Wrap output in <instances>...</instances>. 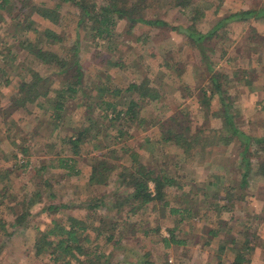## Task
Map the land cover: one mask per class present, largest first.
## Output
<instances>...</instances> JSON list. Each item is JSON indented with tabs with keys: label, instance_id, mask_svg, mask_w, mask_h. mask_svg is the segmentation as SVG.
I'll return each mask as SVG.
<instances>
[{
	"label": "rangeland",
	"instance_id": "obj_1",
	"mask_svg": "<svg viewBox=\"0 0 264 264\" xmlns=\"http://www.w3.org/2000/svg\"><path fill=\"white\" fill-rule=\"evenodd\" d=\"M31 1L36 5L50 8L59 4L58 11L63 16L60 26H54L38 15H32L30 19L40 30L49 29L63 36L64 41L62 40L61 43L43 45L42 47L47 51L64 55L75 41H79L83 83L87 88L84 87V89L88 92L86 94L89 99L91 98L89 101L92 104L95 105L96 100L93 99L94 91L90 89L92 90L95 86L106 85L111 89L123 90L133 82L141 83L145 76L144 67L142 65H138L139 68L130 67L135 56L141 53L146 67L149 68V71L147 68L145 70L148 71L147 77L152 82H157L156 86H159L160 81L170 86L161 91L165 97L160 104L154 103L144 107L142 112L146 116L153 117L156 121L161 119V122L167 116L186 114L193 127L192 130L195 127L201 130L205 122L207 129H220L223 119L216 118L214 115L221 109L217 97L212 99L209 108H201L198 102L201 91L211 88L210 77L219 74L223 90H226L232 110L236 112L234 121L239 136L231 142L230 146L216 147L211 154L202 156V162L198 163L196 158L193 162L187 163L189 166H186L182 159V149L174 144L158 142L160 133L158 125L153 128L150 125L138 127L135 124L124 123L123 119L109 123L102 118L100 111L94 109L92 117L95 118V125L82 139L79 155L75 157L78 162L77 169L82 171L81 176L63 178L65 172L49 168V161L54 159L57 153L59 154L58 150L62 146L58 137L65 134L71 135L67 128L80 131L84 129L83 126L90 125L84 116L85 109L83 110L80 106V103H84L87 98L82 100V95L79 93V99L66 104L65 111L62 113L65 115V122L63 119L61 130H51L48 126L50 118L53 117V111L43 110L50 107L48 103L43 104L42 99L25 108L6 111L9 101L13 100L18 91L20 81L29 78L30 74L24 69L25 66L46 78L54 89L62 86V76L57 74L55 68L36 65L37 61L19 47L20 44H26L32 39L33 34L24 32L17 34L15 40L0 44V68L5 69L8 74L5 77L8 85H0L2 109L0 111V181L5 180L2 187L11 191L9 194L13 193L16 196V203L31 195L38 205L31 209L32 214L27 218L28 226L12 227V230L17 229V232L11 237L0 235V264H48L44 260L35 258L31 251L37 238L36 223L39 222V228L43 229L45 218V216L36 218L34 216L44 205L51 203L52 198H49L48 192L54 191L57 196L54 202L68 204L57 214L58 219L61 218L60 215L67 217L70 213L85 217V210H80L77 206L80 199L90 195L106 196V202L112 203L109 200L123 199L131 193L117 175L110 178L106 187L100 188L87 184L98 151L104 154L110 150L116 151L117 154L113 156L109 153L104 160L115 167H118L117 165L129 167L132 152L139 156L140 162L158 166V168L162 165L166 173L182 178L183 189L178 191L171 189L172 192L168 197L171 205L176 206L174 203L177 197L179 201L182 199L181 193L185 195L189 204L197 205V212H193L194 217H191V225L190 222H184L181 226H177L175 232L177 239L187 241L186 247L165 248L161 238L153 237L150 231L144 237L143 230L137 228L134 237L131 233H127L126 239L121 236L123 241L121 246H118L119 250L111 255V264H217V256L220 255L218 250L220 251L221 246L226 245V249L227 247L229 249L231 238L241 243L246 237L250 238V235H253L252 243L255 247L250 253L249 264H264L262 247L264 143L258 144L255 141V139H264V19L226 24L214 34L212 39L205 42V52L192 45L184 35L166 28L142 25L133 28L131 33L127 34L128 24L125 20L117 22L115 35L109 41L98 37L85 39V31L77 25L79 11L70 2ZM211 1V7L198 25V31L202 34L210 32L221 18L230 14L246 10H264V0ZM166 9L167 7H164L161 11L156 6L149 13L153 15L160 13V18L171 27L189 26L183 12L175 8ZM9 25L10 23H0L1 37H4V33L13 34L14 28ZM7 46L11 47L12 55L9 57L4 51ZM153 52L157 53L156 57L150 56ZM166 54H169V65L173 69L162 65ZM118 60L122 61L125 67L111 68L109 64ZM181 68L184 71L179 77ZM160 72H163L164 76H161L163 74ZM247 82L250 83L249 88ZM183 85H188L187 92L184 91ZM108 96L111 98L113 94L107 95L105 99H110ZM115 102L119 105L118 109H121L126 100L116 98ZM41 105L45 108H41ZM97 127L101 129V136L94 137L98 131ZM119 132H122L121 136ZM145 137L150 138L152 142H145ZM115 139H118L117 143L114 142ZM54 142L57 143L56 148L51 147ZM244 145L248 146L246 153L243 151ZM17 146L26 147L29 151V164L26 169L19 167L22 165L23 157ZM60 156L65 157L61 153ZM243 157L247 160L245 163L242 162ZM5 174L7 177H4ZM213 176L222 178L218 180L220 183L218 188L210 185ZM241 180L244 181V185L240 187ZM47 183L48 185H45ZM150 188L153 189L152 184ZM38 198L42 201H38ZM7 201L6 198L4 203L6 204ZM221 207H224L223 212L215 211ZM20 208L17 204L14 210L19 214ZM96 214L109 221L116 219V211L112 205L97 208ZM142 214V212L136 215L124 213L122 217L125 216L130 219V222L138 223ZM7 218L5 221L8 224L10 217ZM49 218L48 220L51 219ZM149 219L158 220L161 227L160 236L163 237H168L167 229L176 225L175 218L169 217L167 212L152 216L149 214ZM91 221L90 223H93V220ZM107 227L109 229L106 234L110 235L112 227ZM119 230L115 232V240L120 237ZM212 232H216L217 236L212 237ZM91 235L92 238L95 237L93 233ZM96 245L97 247L102 245L101 239L100 244L96 243ZM111 247L112 245L109 244L102 250L109 253L112 251ZM224 257L228 264L233 258V252L227 251Z\"/></svg>",
	"mask_w": 264,
	"mask_h": 264
},
{
	"label": "trees",
	"instance_id": "obj_2",
	"mask_svg": "<svg viewBox=\"0 0 264 264\" xmlns=\"http://www.w3.org/2000/svg\"><path fill=\"white\" fill-rule=\"evenodd\" d=\"M61 1L70 2L78 9L79 19L77 25L79 27L81 26L82 30L85 31V37L83 36L85 39L98 37L109 41L111 37L115 35L117 22L125 20L128 24L127 34L131 33L133 28L142 25L152 28H166L184 35L192 45L197 47L200 51L203 50L205 52V42L212 39L214 34L226 24L233 22L243 23L250 19H264V10L241 11L221 18L210 32L202 34L198 31V25L204 19L207 10L211 7V0ZM156 6H158L161 11L164 7H167L166 10L175 8L183 12L187 17L189 26L186 28L171 27L160 18V13L155 15L149 13L151 10H154ZM58 7L59 4L53 8L45 7L44 5H36L31 0H0V23H10L9 26L14 28L13 34L4 33V37L0 36V44L3 45L4 42L15 40L17 34L23 32L32 33L33 38L27 41L26 44H20L19 47L37 61L36 65L53 67L57 74L62 76V86L54 89L46 78L41 77L39 73L37 74L32 68L25 66L24 69L28 70L30 74L29 78L20 81L18 91L13 100L9 101L6 111L25 108L42 99V103H48L50 107H46V109L43 110L53 111V117L50 118V120L48 119V126L51 127V130H61L63 127V119L65 122V115H62V113L65 111L66 104L79 99V93L82 95V100L87 98L84 103H80V106L83 110L85 109L86 114L84 116L86 117L87 123L89 122L90 125L83 126L84 129H80V131H78V129L67 128L68 131L71 132V135L65 134L62 137H58L62 142V146L58 150L59 154L57 153L54 159L49 161V168L60 169L65 172V174L63 173V178L81 176L82 171L81 169H77L78 162L77 159L75 160V157L79 155L82 139L89 134V129L95 125V118L92 117V115H94V109L100 111L103 116L102 118L109 123L123 119L124 123L135 124L138 127L150 125L151 128H153L158 125V131L160 132L158 142L163 144H174L182 149V159L186 166H189L187 163L193 162L196 158L198 159V163L202 162V156L211 154L216 147L230 146L231 142L239 136V131L234 121L236 112L232 110V104L226 95V90H223L224 88L219 74L210 77L211 88L201 91L202 93L198 102L201 108H209L212 99L217 97L221 109L214 115L216 118L220 117L223 119V124L220 129H207V124L205 122L201 130L196 127L192 130L193 127L190 124V120L187 119L186 114H176L174 117L172 115L167 116V118H164L161 122V119L156 121L153 117L150 118L146 116L142 112L144 107L154 103L160 104L161 100L165 97L161 91L170 86L163 81H160L159 86H156L157 82H152L151 79L147 77L149 68L146 67L141 53L137 54L132 62L130 61L132 64L130 67L139 68L140 65L144 67L143 72H145V76L141 83L133 82L123 90L116 88L111 89V87L106 85L95 86L92 90L90 89V91H94L95 95L93 99L96 100L95 105L92 104L89 101L91 98L89 99L86 94L88 92L84 89L85 85L83 83V73L79 59V41H75V44L70 47L64 55L47 51L42 47L43 45L61 43L64 39L63 36L49 29L40 30L36 26V23L30 19L32 15H38L42 20L54 26H60L63 16L59 13ZM10 48L11 47L8 46L4 48L8 57L12 55ZM150 56L156 57L157 53L153 52ZM120 60L109 64L110 67L119 66L120 68H124L125 64ZM162 65L165 68L173 69V67L169 65V54H166L164 57ZM146 68L148 71H145ZM183 71L184 70L181 68L178 74L179 77L182 76ZM160 74L164 76L163 72H160ZM6 76H8L6 70L0 68V85H8V80L5 78ZM246 84L249 88L250 83L247 82ZM183 89L187 92L189 89L188 85H183ZM170 91H172V89ZM109 94H113V96L111 98L108 96L110 99H105ZM116 98H124V100H126V103L122 105L121 109H118L119 105L115 102ZM41 108L45 107L41 105ZM0 111H2L1 106ZM97 128L98 131L95 133L94 137L101 136V129L99 127ZM119 135L121 136L122 132H119ZM117 140L118 139H115L114 142L117 143ZM150 141L152 142L150 138L145 137V142ZM255 141L258 144L264 143V139H255ZM51 147L56 148L57 143H52ZM17 148H19L23 157L22 165H19V167L26 169L29 164V151L26 147L17 146ZM247 150L248 146L244 145V153H246ZM60 153L65 157L60 156ZM109 153L113 156L117 154L114 150H110L104 154L98 151L95 165L92 166L88 176V186L106 187L110 178L117 175V177L123 181L124 187L131 190V193L123 199L115 198L114 201L109 200V202L112 203L106 202V196L90 195V197L80 199L79 206H77L78 209L85 210V217L70 213L67 217L60 215L61 218L58 219L56 218L57 214L65 209L68 204L65 205L60 201L54 202L57 196H55L54 191H52V193L48 192L49 198H52L50 199L51 203L44 205L34 216L35 218L45 216L44 224L42 225L44 228H39V222L36 223L35 227L37 238L31 248L35 258L44 260V262L48 264H111V255L119 250L118 246H121V242L123 241V237L121 238V236L125 238L127 237V233H131L134 237L137 228L138 230H143L142 234L144 237L147 236L150 231L153 233V237L157 236L161 238V242L165 248H181L188 245L185 239H177L175 232L177 226H181L184 222H190L191 225V217H194L193 212H197V205L189 204L183 193H181L182 195L180 197H182V199H180V201L177 197L174 203L176 206H172L171 200L168 198L170 196L169 194L172 192L171 189L176 191L183 189L181 183L182 178L171 175V173H166L162 165H160L161 168H158V166L154 167L147 163L140 162L139 156L133 152L131 153V165L129 167L121 165H117L118 167L112 166L107 160H104ZM43 157L45 156L43 155ZM246 161V158L243 157L242 162L245 163ZM4 177H7L6 174ZM55 177L61 178L59 176ZM218 180H222V178L213 176L210 185L214 186V188H218L220 185ZM4 181L5 180L0 181V235L11 237L17 232V229L13 231L12 227L20 228L28 226L27 218L31 216V209L38 205V202L33 199L31 195H28L22 198L19 203H16V196L13 193L9 194L11 191L2 187ZM150 184L153 186L152 190ZM45 185H48V183ZM243 185L244 181L241 180L240 187ZM216 193L219 195L218 191H216ZM217 195L215 196L218 197ZM91 196H93V198H91ZM6 198L8 201L5 204ZM226 200L229 201V199ZM38 201L42 200L38 198ZM17 204L21 207L19 209V214L18 211L14 210ZM109 205H112L116 211L115 221H109L96 214L97 208L107 207ZM223 209L224 207H221L219 210L215 211L221 213ZM141 212L143 214L138 223L130 222V219L125 216L122 217L124 213L136 215ZM165 212L169 214V217L175 218L176 224L175 227L167 229L168 237L160 236L161 227L158 220L149 219V214L152 216L156 213L161 214ZM7 217H10V223L8 224L5 221L8 219ZM48 218L50 220H48ZM91 220H93V223H90L92 222ZM107 226L112 227V233H110V235L106 234V231L109 229ZM118 229H120V237L115 240V232ZM91 233L95 235L94 238H92ZM211 236L216 237L217 233L212 232ZM100 239L102 245L97 247L98 245H96V243L100 244ZM252 239L253 235H250V238L246 237L243 242L240 243L235 238H231L229 249L228 247L226 249V245H223L220 251L218 250L220 255L217 256V264H226L227 260L224 255L227 251L233 252V258L228 264H249L250 253L253 252L255 247L252 243ZM109 244L112 245L110 248L112 251L106 253L102 249H105V246ZM262 247L264 250V239Z\"/></svg>",
	"mask_w": 264,
	"mask_h": 264
}]
</instances>
